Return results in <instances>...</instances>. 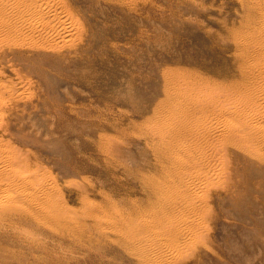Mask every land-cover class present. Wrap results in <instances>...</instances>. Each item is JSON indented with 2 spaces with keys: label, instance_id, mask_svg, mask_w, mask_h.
Here are the masks:
<instances>
[{
  "label": "rangeland",
  "instance_id": "obj_1",
  "mask_svg": "<svg viewBox=\"0 0 264 264\" xmlns=\"http://www.w3.org/2000/svg\"><path fill=\"white\" fill-rule=\"evenodd\" d=\"M59 2L78 23L74 34L57 47L0 53L7 78L28 86L6 138L13 168L31 183L0 177V264H152L136 240L173 225L180 214L166 201L184 178L159 150L157 133L169 125L161 113L175 109L164 106L167 92L180 80H237L251 60H242V42L255 30L244 23L258 21L259 8L251 0ZM230 142V185L221 176L200 189L211 194L196 212L207 232L168 246L179 264H264V149ZM33 188L42 200L29 197Z\"/></svg>",
  "mask_w": 264,
  "mask_h": 264
},
{
  "label": "bare ground",
  "instance_id": "obj_2",
  "mask_svg": "<svg viewBox=\"0 0 264 264\" xmlns=\"http://www.w3.org/2000/svg\"><path fill=\"white\" fill-rule=\"evenodd\" d=\"M251 1L255 2L259 8V19L258 21L249 19L244 23L247 29L251 30L255 26V30L247 35V38L243 40L244 43L242 42L244 47V50L241 49L242 60L245 55L248 56L247 61L250 57L251 60L250 63L239 65L242 74L238 79L224 84H212L206 81L204 84L191 86L184 85L185 80H180L181 82L172 83L174 86L167 92L168 97L164 101V106L171 105L175 109L164 110L161 113V117L167 120L169 125L157 133L160 137L159 150L167 156L170 155L169 161L179 166V174L184 178L179 181L180 184L178 180L174 181L171 188L175 194L171 200L166 201L180 214L171 223L173 225H167V228L160 231L158 236L145 235L136 240L135 244L141 250V257H144L143 260L149 258L152 264H170L174 260L176 264L181 263V259L179 261V258H175L174 252L173 256L168 255L169 251L181 246L177 245V241L190 240L196 230H203L202 220L196 215L199 213H196L199 210L198 199L201 196L204 199V196L210 193H200V189L205 188L203 184L206 181L215 177L220 179L221 176H225L228 181L230 180L231 168H233L231 166L235 163L232 164L233 159L229 157L230 140L236 141L235 145L237 142L240 143L241 148L244 145L243 149L249 152L264 149V0ZM62 9L59 0H40L39 2L37 0H0V53L6 56L8 50L21 51L25 47L36 49L57 47L53 44L59 43L58 39L62 37L65 39L78 29V23ZM80 31L83 32V30ZM2 71L3 69H0V155L2 156L0 177H13L31 184L27 176L13 168L15 156L9 148L8 140L11 139L6 138L9 130V114L14 112L17 101L25 95L28 86L26 87L24 80L15 82L10 77L7 78ZM263 155L261 154L260 157ZM172 162L171 165L175 168ZM225 181L227 184V180ZM184 188L190 190V193L184 192ZM156 189L160 192L162 199H170L171 192L167 191L165 184H157ZM5 191L9 190L5 189ZM26 192L30 195L29 197L42 200L38 194L40 189L33 188ZM205 208H203L204 212ZM189 211L193 214L186 216ZM150 222L146 221L142 226L152 230L153 225L151 227ZM144 226L143 229H145ZM166 247L170 250H165ZM147 264L151 263L148 261Z\"/></svg>",
  "mask_w": 264,
  "mask_h": 264
}]
</instances>
